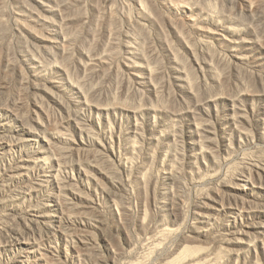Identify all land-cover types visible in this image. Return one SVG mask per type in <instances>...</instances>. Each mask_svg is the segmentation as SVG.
<instances>
[{
    "label": "rangeland",
    "instance_id": "obj_1",
    "mask_svg": "<svg viewBox=\"0 0 264 264\" xmlns=\"http://www.w3.org/2000/svg\"><path fill=\"white\" fill-rule=\"evenodd\" d=\"M91 1L0 41V264H264V0Z\"/></svg>",
    "mask_w": 264,
    "mask_h": 264
},
{
    "label": "bare ground",
    "instance_id": "obj_2",
    "mask_svg": "<svg viewBox=\"0 0 264 264\" xmlns=\"http://www.w3.org/2000/svg\"><path fill=\"white\" fill-rule=\"evenodd\" d=\"M99 1H101V0H92L91 4L89 5V7H90L91 11H94L95 13H98V14H95V15L100 16V22L102 23V25L104 27L110 29V31H111V29L115 25V23L117 21H119V18L117 17V15H115L113 13L114 11H112L111 8H110L111 10L110 9L109 10H105L104 9L105 11H103V9H102L103 7L102 8L100 7L99 4H101V2L99 3ZM103 1L104 2H110V0H103ZM144 1H147V2H150V3H147V2H144ZM144 1L143 0H135V2L138 3L140 8L143 10V11H141V10H139V11H141L143 13L145 12V14L146 13L149 14L148 16L155 15V12H156L155 10L156 9H154V5H152L153 7L150 6L152 0L151 1L144 0ZM157 1L162 3L163 1H166V0H157ZM84 2H87V0H29V1L28 0H19L18 4H17L18 5L17 6V10L13 11V17H14L13 27L9 30L10 27L7 26L8 25L7 21L4 22V20L1 18V17H3L2 14L4 12H3V2H2V0H0V41L3 38H6L9 35V33H13V34H15L17 42L19 43V45L22 48L24 47L26 52H31L29 46L26 44V38L27 37L30 38V39H33L34 41H37L40 44V46H36L37 49L35 48V50L45 49L43 51H45V52L46 51H50V47L52 46V44L54 42L51 40V37L49 35H46L45 33H43V29L40 26V23H43V24L52 23L51 22L52 21V17H54V18L57 17L58 19H60L63 22L62 25H67V24L70 23V21L67 20L65 14L68 13V12H71V13L76 12L80 16L79 15L77 16V14H75L78 17V18L77 17L74 18L75 23H80L82 25V27H83V25L84 26L86 25V21H87L86 19L88 17L83 12L81 13L79 11L80 13H78L77 10H80V8L84 4ZM89 2L90 1H88V3ZM172 2H174V1L172 0ZM153 3L154 2H152V4ZM177 4H179L178 1H177ZM182 7L185 8V6H181V8ZM100 9H102V12H101ZM143 13H141V14H143ZM45 14H47V17L42 18V16L45 15ZM151 17H149V18H151ZM9 19H8V21H10ZM5 20H7V19L5 18ZM156 20L160 21V18L158 17V19H156ZM156 20H155V22H156ZM151 21L154 22L153 19H151ZM117 24H118V22L116 23V25ZM10 25H11V23H10ZM47 26H45V27H47ZM172 26H174V25H171V27ZM172 28H174V27H172ZM35 52H37V51H35ZM24 56L25 57H30L31 55L24 53Z\"/></svg>",
    "mask_w": 264,
    "mask_h": 264
}]
</instances>
